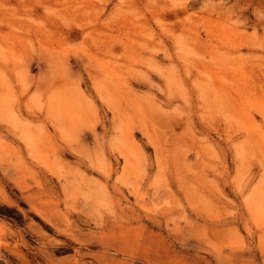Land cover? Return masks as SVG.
<instances>
[{"label":"rangeland","instance_id":"374dc122","mask_svg":"<svg viewBox=\"0 0 264 264\" xmlns=\"http://www.w3.org/2000/svg\"><path fill=\"white\" fill-rule=\"evenodd\" d=\"M0 264H264V0H0Z\"/></svg>","mask_w":264,"mask_h":264}]
</instances>
